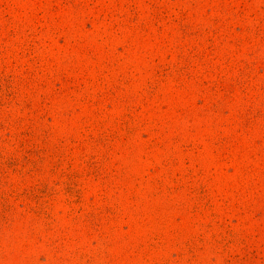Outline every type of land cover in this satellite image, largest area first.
<instances>
[{"label":"rangeland","instance_id":"obj_1","mask_svg":"<svg viewBox=\"0 0 264 264\" xmlns=\"http://www.w3.org/2000/svg\"><path fill=\"white\" fill-rule=\"evenodd\" d=\"M0 264H264V0H0Z\"/></svg>","mask_w":264,"mask_h":264}]
</instances>
